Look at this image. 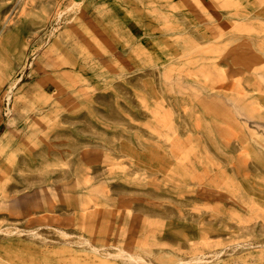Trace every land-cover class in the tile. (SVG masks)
<instances>
[{"label": "rangeland", "instance_id": "1", "mask_svg": "<svg viewBox=\"0 0 264 264\" xmlns=\"http://www.w3.org/2000/svg\"><path fill=\"white\" fill-rule=\"evenodd\" d=\"M0 264H264V0H0Z\"/></svg>", "mask_w": 264, "mask_h": 264}, {"label": "crops", "instance_id": "2", "mask_svg": "<svg viewBox=\"0 0 264 264\" xmlns=\"http://www.w3.org/2000/svg\"><path fill=\"white\" fill-rule=\"evenodd\" d=\"M11 144H12V141H11V140L6 141V142L0 147V149H1L2 151H6V150L9 148V146H11Z\"/></svg>", "mask_w": 264, "mask_h": 264}]
</instances>
